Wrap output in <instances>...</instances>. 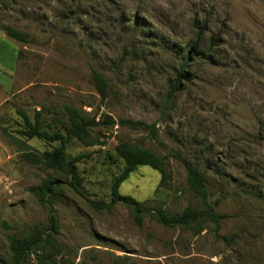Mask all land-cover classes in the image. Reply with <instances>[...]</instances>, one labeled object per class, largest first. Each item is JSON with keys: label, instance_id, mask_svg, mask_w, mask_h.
Returning <instances> with one entry per match:
<instances>
[{"label": "rangeland", "instance_id": "374dc122", "mask_svg": "<svg viewBox=\"0 0 264 264\" xmlns=\"http://www.w3.org/2000/svg\"><path fill=\"white\" fill-rule=\"evenodd\" d=\"M0 25L26 37L0 32V264L9 261V235L32 233L45 239L38 255L56 264H264V0H0ZM186 57L188 80L177 81ZM91 68L107 81L104 101ZM65 106L96 121L154 123L156 134L117 124L92 129L87 144L68 143L67 157H80L74 192L39 162L58 144L21 134V115L60 130ZM120 142L153 151L169 177L160 184L156 171L137 168L119 195L147 211L201 209L185 161L226 215L216 235L233 240L216 238L208 223L199 234L149 215L137 226L121 203L92 207L110 202L124 165L114 152ZM46 181L56 182L51 207L30 192Z\"/></svg>", "mask_w": 264, "mask_h": 264}, {"label": "trees", "instance_id": "16d2710c", "mask_svg": "<svg viewBox=\"0 0 264 264\" xmlns=\"http://www.w3.org/2000/svg\"><path fill=\"white\" fill-rule=\"evenodd\" d=\"M0 30L5 36L12 40L18 42L26 41L25 35L9 26L0 25ZM186 67H188L187 57L181 61L179 73L177 74V81L188 80V76H186L187 72L185 71ZM90 73L93 86L100 99L104 101L108 94L107 81L103 75L93 68L90 69ZM171 97L172 95L168 94L164 101V109L167 108ZM63 112L66 116V123L58 120L57 124H59L60 130L53 133L40 130L38 114L36 115L33 124L29 122L25 115H21L24 125V130L21 134L27 139L37 138L50 144H58V146L51 151L42 153L39 162L41 161L46 167L52 169L60 176L69 179V187L74 192H77V187L80 185L78 170L76 167V163L79 161L80 157H75L73 159L67 157L66 148L68 143L75 140L79 143L87 144L91 138L92 129L98 126H103L106 129L117 124L133 130L147 131L152 136H155L156 134V125L154 123L148 125L144 122L133 121L130 119L115 122L108 116H102L101 119L96 121L94 117L89 118L83 111L69 106L63 107ZM114 152L115 155L122 160L124 165L121 172L113 179L110 202H90L92 207L97 210L110 212L114 205L121 203L132 212L134 222L137 226L142 224L146 215H149L151 219L165 228H193L196 234H199L203 230V225L208 223L213 225V232L216 238L226 243L233 240V238L227 239L216 235L219 231V224L226 218V215H221L215 212L213 206L217 205L219 200H211L212 195L206 187L204 178L189 163L185 161L181 162L186 172L188 186L194 196L199 199L202 208L198 209L187 205L180 214H168L161 209L147 211L143 203H139L129 196L119 195V186L130 176V174L140 167H148L156 171L160 175L161 184L169 177V172L167 171L168 165L165 163L164 159L157 156L153 151L125 142L118 143L114 148ZM55 183L56 182L54 181L43 182L37 187H32L30 192L36 195L43 205L48 204V207H51L50 196L51 192L55 190ZM4 226L8 228L7 225ZM48 230L52 233H57V221L53 216L49 217ZM7 243L9 249L8 264H29L32 256L36 258L38 264H56L53 261H44L43 258L38 255V251L43 248V244L45 243L43 234L32 233L24 238L9 235L7 237Z\"/></svg>", "mask_w": 264, "mask_h": 264}, {"label": "crops", "instance_id": "0c3cea01", "mask_svg": "<svg viewBox=\"0 0 264 264\" xmlns=\"http://www.w3.org/2000/svg\"><path fill=\"white\" fill-rule=\"evenodd\" d=\"M0 32L2 33V37L5 38L7 36L4 35V33L0 30ZM8 38V37H7ZM10 39V38H9Z\"/></svg>", "mask_w": 264, "mask_h": 264}]
</instances>
